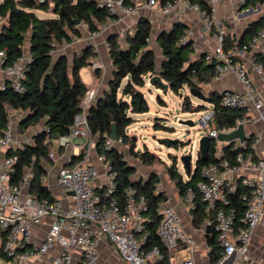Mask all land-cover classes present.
<instances>
[{"label":"built area","instance_id":"2783aa9c","mask_svg":"<svg viewBox=\"0 0 264 264\" xmlns=\"http://www.w3.org/2000/svg\"><path fill=\"white\" fill-rule=\"evenodd\" d=\"M44 1V0H40ZM97 7L105 9L111 17L100 25L92 35L100 34L118 22L119 17L130 16L140 6H146L162 15L174 12L179 15L193 13L201 22L200 31L195 34L186 30L179 38V44L192 42L194 51H201L206 62H216L215 76L220 77L232 72L243 86V90L223 91V106L254 112L264 122V95L256 85L248 66L241 60L253 46L264 41V28H259L247 43L240 44L235 37L233 45L226 49V37L229 34L228 24L241 17L238 10L247 6L250 0H204L202 5L194 0H93ZM229 2L233 17L218 14L217 6ZM244 13V12H243ZM242 13V14H243ZM87 28L86 22L78 24ZM125 37L126 32L120 31ZM210 37L215 42L208 47ZM201 41L204 45H201ZM32 53L24 50L14 62L8 63L4 49H0V68L5 77L0 81V89L12 88L17 92L24 91V80L31 68ZM94 61V66H99ZM254 70L264 77V62L254 61ZM88 88V87H87ZM96 100V91L88 88L80 102L82 111L75 116L70 132L54 138L57 147L77 146L75 138H82L81 145L84 158L76 164L62 166L57 173V190L60 196L38 198L29 191L33 177V164H30L18 183L11 179L16 171L17 154H5L4 151L14 141L11 123L0 134V230L6 234L3 242V253L7 261L0 259V264H27L34 258L50 256L43 264H70L73 249L81 250L83 264H98V244L107 238L126 264H155L165 258L172 260L174 250L180 244H187L195 249V240L189 236L181 225L179 212L170 205H161L162 215L157 233L162 246L154 245L145 248L148 232L144 211L147 210V198L138 195L128 187L125 190V201L122 203L114 196L116 184L111 164L104 154L97 158L104 165L105 183L99 192L94 181L99 177L98 168L88 163L91 149L95 146L87 110ZM10 112L11 106H7ZM214 115L213 109L199 119L203 127L217 142L219 131L209 128ZM246 118L239 119L236 127L245 124ZM235 127V128H236ZM123 143L122 137L116 139L107 136L105 148L111 149ZM245 144V143H243ZM119 148V147H118ZM221 150H218L219 155ZM51 150L50 157L54 158ZM204 180L198 183V189L209 210L214 211V224L222 256L215 264H225V260L235 253L230 264L250 260L253 234L264 217V158L256 157L252 152L240 153L234 162L222 160L210 163L203 168ZM246 186L249 192L244 195L246 207L238 216L233 207H229V194L238 186ZM194 191L189 189L185 198L192 202ZM65 198V199H64ZM48 221V232L44 240L36 245L32 243V227ZM57 246L60 251L57 254ZM174 264H195L189 257Z\"/></svg>","mask_w":264,"mask_h":264},{"label":"trees","instance_id":"16d2710c","mask_svg":"<svg viewBox=\"0 0 264 264\" xmlns=\"http://www.w3.org/2000/svg\"><path fill=\"white\" fill-rule=\"evenodd\" d=\"M204 5V0H194ZM264 6V0H259ZM51 11L55 16L41 18L35 10ZM111 17L105 9L96 6L93 0H0V49H4L7 62H14L24 51L26 35H30L29 50L32 53L31 68L24 80V91L17 92L12 88L0 89V134L10 122L7 106L13 110L25 112L19 128L25 129L31 124L45 120V129L34 137V142L26 144L16 150H9V154H17L18 162L11 182L18 183L25 169L33 164V177L29 191L38 198L51 197L50 190L43 183L45 173L44 162L51 161V142L53 138L70 132L75 116L82 111L80 102L87 92V86L81 78L80 69L87 65L89 54L76 57L70 66L67 56L59 54L54 57L55 43L71 40L73 35L79 36L80 22H86L90 31H97L100 25ZM77 20L79 23H77ZM264 28V15L250 22L239 43H247L253 34ZM153 25L150 19L140 17L133 33H127L125 45L121 44L119 35L110 34L107 38L109 55L113 63V78L109 88L97 98L87 110V118L98 154H104L111 164L114 173L116 190L114 196L122 203L125 201V190L133 188L138 195L147 198L146 217L148 237L145 248L162 246L157 230L162 215L159 208L167 200L165 191L159 189L160 177L158 173H150L147 178L135 179L137 172L135 165L126 160L124 153L118 148L106 149L105 139L111 136L113 125L116 126L117 137L123 138V145L130 144V154L145 165L156 161V156L148 149L136 148L135 139L127 132L128 126L136 121L135 113L149 111V103L145 96L138 94L149 80L150 74H158L163 82L168 84L175 93L179 94L184 86L202 88V84L215 77L216 62H206L205 55L193 58L192 42L179 44L180 36L186 31V25L179 22L170 29L162 30L157 37L161 51L160 67L158 55L151 47L149 40ZM235 37L229 33L226 37V49L234 43ZM264 62V56L261 58ZM158 88H165L164 84L156 82ZM214 115L209 128L230 131L237 125L239 119L245 117L243 109H235L221 104V93L209 94ZM128 97L129 99H127ZM160 100L161 97L158 95ZM189 100L183 103L190 107ZM201 108L198 107V110ZM252 138L245 144L237 141L224 142L222 147L213 139L206 158L198 153L194 170L187 173V178L179 170L174 159L166 171L168 177L175 183L180 193L185 196L189 189L194 191L191 209L193 222L198 225L207 218L213 219L214 211L209 210L201 197L198 183L204 180L203 168L210 163L222 160L234 162L240 153H254ZM171 143L178 148L183 141L174 139ZM218 150L221 153L218 155ZM84 154L73 155L69 165L78 163ZM100 192V191H99ZM249 192L248 187L238 186L229 194V207H233L240 216L245 207L244 195ZM208 241L212 247L210 252L211 264H215L222 256L218 245L217 232L214 222L207 228ZM5 235V233H3ZM168 262V258L161 261ZM156 264V263H155Z\"/></svg>","mask_w":264,"mask_h":264},{"label":"crops","instance_id":"0c3cea01","mask_svg":"<svg viewBox=\"0 0 264 264\" xmlns=\"http://www.w3.org/2000/svg\"><path fill=\"white\" fill-rule=\"evenodd\" d=\"M224 4H219L217 6L218 14H222ZM42 9H36L35 12L38 15V12ZM51 11V9H48ZM248 13L241 14V17L231 21L228 24L229 33L233 37L240 38L247 27V25L251 21H246L244 26L241 28L240 33L234 28L235 25L243 19V15ZM39 16V15H38ZM55 16L52 12L51 16ZM40 17V16H39ZM140 17H146L150 19L152 22L153 28L155 26L160 28V32L164 29H170L176 23H183L186 25V30L191 29L197 34L201 28V22L196 18V16L187 12L186 14L179 15L174 12L170 15H162L159 14L155 10H150L146 6H140L136 13L130 16L119 17L118 22L116 24L111 25L109 28L102 30L100 34L93 36L92 31L88 28H82L79 26L81 30V34L79 36L73 35L71 40L68 42L55 43V49L53 51L54 57L59 54H64L67 56L68 62L70 66L72 65L74 59L76 57H82L83 54H89L88 64L83 66L80 69V75L84 83L88 88H92L96 91V99L101 97L104 92L109 88V84L113 78V63L109 55V49L107 44V38L110 34L116 33L119 35L121 40V44L125 45V38L120 36V31H125L132 29L135 30L137 22ZM47 18V17H41ZM4 22V21H3ZM3 22H0V28ZM159 32V33H160ZM208 42V47H213L214 41L213 37H210ZM201 45H204V42H200ZM30 47V35H26V40L24 44V50H29ZM202 54L201 51H194L192 54L193 58H196ZM264 56V41L260 42L258 45L253 46L249 51L245 53L244 56L241 57V60L248 66L251 75L253 76L256 85L262 90L264 95V77L258 74L254 68V61H260ZM94 61L99 62V66H94ZM5 71L0 68V81L4 79ZM202 86L207 90V95L212 93H222L225 90L239 91L243 90L242 84L239 82L234 73L228 72L223 74L220 77H214L208 82L202 84ZM148 89L151 91L149 87V81L144 87L140 88V90L144 93V89ZM144 96L146 97L145 93ZM129 99L128 97H126ZM147 98V97H146ZM10 113V123L13 128L14 133V141L10 147L7 148L6 151L3 152L2 155L9 154V150H16L17 148H21L26 144H31L34 142V137L45 129V120H41L36 124H31L25 129L19 128V125L25 116V112L22 110H12ZM245 112V128L247 135L249 138H252V146L254 148V154L256 157L264 158V122L259 119L254 112ZM136 117V114H134ZM239 144H243L245 142H240L236 140ZM75 142L77 146H66V147H57L54 142V138L51 142V150L54 151V158H51V161L44 162L45 173L42 177L43 183L48 186L51 197L60 196L57 190V173L59 168L62 166L69 165L71 157L73 155H78L83 153L82 144L84 140L82 138H75ZM224 142H218V146L222 147ZM123 144L119 145V149L123 151ZM125 155V154H124ZM98 153L95 146L91 149L89 154L88 163L95 165L99 170V177L94 181L95 186L98 191H102L103 184L105 183V173H104V165L97 158ZM126 160L127 157L125 156ZM129 161V160H128ZM133 164L137 168V172L134 175L135 179L147 178L148 175H144L143 172L138 170L136 164ZM141 163V162H140ZM143 164V163H142ZM145 165V164H144ZM155 172V171H154ZM159 189L165 191L167 195V200L162 204L173 206L181 216V225L184 231L191 236L195 240V249H191L187 244H180L175 250L172 257V260L168 259V262L165 264H174L179 260L186 258H193L195 264H211L210 252L212 250L211 245L208 241L207 228L210 224L214 222L213 219L207 218L203 221H200L198 225H195L193 222V215L191 209L193 207L192 202L188 201L185 196H183L179 189L176 187L175 183L168 178V182L165 184L163 182L159 183ZM65 199V198H64ZM48 232V221H45L42 224L34 225L32 227V243L31 246L36 245L44 240ZM4 232L0 230V259H5L7 261L6 255L3 253V242L6 237V234L3 235ZM218 241V240H217ZM219 245V243H218ZM60 251V247L57 246V254ZM99 251V260L98 264H126L122 258L116 252L112 243L104 238L98 244ZM251 264L259 263L264 264V217L262 222L257 226L255 232L253 234L252 244H251ZM260 252V253H259ZM56 250H52L50 252V256L55 254ZM261 254V255H260ZM48 256V257H50ZM48 257L43 258H34L29 261L27 264H43ZM3 261V260H2ZM260 261V262H258ZM70 264H83V257L81 254V250L78 248L73 249V259ZM156 264H162L161 261ZM238 264V263H237Z\"/></svg>","mask_w":264,"mask_h":264},{"label":"rangeland","instance_id":"374dc122","mask_svg":"<svg viewBox=\"0 0 264 264\" xmlns=\"http://www.w3.org/2000/svg\"><path fill=\"white\" fill-rule=\"evenodd\" d=\"M250 8H252L253 11L243 15V19L234 27L239 33L246 21H253L264 15V6L259 3V0H250L247 6L238 10V14H242ZM222 11L223 14L228 15L230 18L233 17L229 2H226ZM38 15L40 17H48L52 15V11L40 10ZM157 26L152 29L149 43L158 55V67H160V60L162 57L157 43L160 28ZM133 32L134 30L129 29L126 35L127 33ZM149 87L151 91L146 88L144 89L149 103V111L135 113L136 117H138L137 121L128 126L127 132L135 139L136 148L139 150L148 149L156 156V161L151 165L140 163L138 159L131 156V147L128 143L123 146L124 154L129 162L136 164L138 170L143 172L144 175H150V173L154 171V173H158L160 182L164 184L168 182L169 178L166 169L172 165L174 159L177 158L178 168L184 174V177L187 178V173L181 162V156L183 154H191L193 164L192 170H194L198 155L199 140L206 132L205 129L200 126L199 119L212 109V104L209 101H204L191 94L190 87L187 85L180 91L183 96H180V93H175L170 88H158L150 82ZM201 89L206 94L208 93L203 86ZM158 95H160L162 100L158 98ZM187 100H189L188 102L191 104L190 107H185L188 106L187 104L183 106V103ZM198 107L201 109L198 110ZM185 119L194 120L195 126L182 124L181 120ZM165 139H179L183 141V143L179 144V147L176 148L173 143L168 145L164 141ZM250 256L252 257V251ZM2 260L5 261L4 258H2ZM238 264H251V258L248 261L239 262Z\"/></svg>","mask_w":264,"mask_h":264},{"label":"water","instance_id":"95a60500","mask_svg":"<svg viewBox=\"0 0 264 264\" xmlns=\"http://www.w3.org/2000/svg\"><path fill=\"white\" fill-rule=\"evenodd\" d=\"M260 7V6H259ZM253 11L252 8H250L249 10L245 11L244 13H251ZM255 21V20H253ZM252 22V21H251ZM77 23H79V21L77 20ZM149 82L153 85L156 84V82L162 83L164 84V87L167 89L168 88V84L163 82L162 78L160 75L158 74H150L149 75ZM190 92L191 94H193L194 96H196L197 98H200L204 101H210V96H208L202 89L194 87V88H190ZM138 94L142 97L144 96V93L142 91H139ZM180 96H183L182 93H180ZM182 124L188 125V126H195V122L192 119H185V120H181ZM111 138L116 139L117 138V130H116V126L113 125V129H112V133H111ZM249 138V136L247 135L246 132V128L245 125L240 123L236 128L230 130V131H221L219 132L218 136H217V140L220 142H231V141H236L239 140L240 142H245L247 141V139ZM174 139H165L164 141L170 145V143L173 141ZM211 141H213V138L207 134L205 132V134L200 138L199 140V149H198V153L200 154V156L202 158H206L209 148H210V143ZM181 162L183 164V167L188 171L191 172L192 168H193V164H192V156L191 154H183L181 156ZM235 257V253H233L231 256H229L226 260H225V264H230Z\"/></svg>","mask_w":264,"mask_h":264}]
</instances>
